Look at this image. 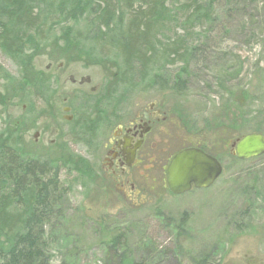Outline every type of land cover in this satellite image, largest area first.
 <instances>
[{
  "label": "rangeland",
  "instance_id": "1",
  "mask_svg": "<svg viewBox=\"0 0 264 264\" xmlns=\"http://www.w3.org/2000/svg\"><path fill=\"white\" fill-rule=\"evenodd\" d=\"M74 9L71 0L55 1L19 56L0 50V141L24 157L58 156L67 188L43 225L49 264H106L113 236L125 242L119 251L126 263L264 264V154L239 160L230 153L237 138L264 134V0H223L211 21L192 26L195 38L208 31L194 41L203 48L196 60L156 59L145 73L128 72L110 39L126 31L124 8L104 25L105 43L89 14ZM160 74L179 76L184 87L162 88ZM109 93L130 102L159 99L170 108L169 139L152 151L150 179L138 180L130 200L107 195L93 173L96 144L80 129L84 117H96L99 96ZM69 96L77 109L71 122L59 109ZM197 140L222 157L224 170L208 188L173 194L165 183L167 158Z\"/></svg>",
  "mask_w": 264,
  "mask_h": 264
},
{
  "label": "trees",
  "instance_id": "2",
  "mask_svg": "<svg viewBox=\"0 0 264 264\" xmlns=\"http://www.w3.org/2000/svg\"><path fill=\"white\" fill-rule=\"evenodd\" d=\"M55 1L0 0L1 52L19 56L24 42L42 24ZM71 1L74 10L89 14V24L103 34L99 38L104 43L108 41L104 39L108 33L102 31L104 25L124 8L129 15L126 31L110 39L124 57L128 72L145 73L156 59H165L168 64L196 60L203 48L194 41L208 31H200L195 38L192 26L211 21L223 0ZM156 79L162 88L184 87V80L177 75L166 78L160 74ZM58 159L24 157L0 141V264H49L41 246L43 225L67 191L60 180ZM123 244L121 236L107 242L110 258L106 264H138L126 263V252L119 251ZM197 264L211 263L203 259Z\"/></svg>",
  "mask_w": 264,
  "mask_h": 264
},
{
  "label": "flooded vegetation",
  "instance_id": "3",
  "mask_svg": "<svg viewBox=\"0 0 264 264\" xmlns=\"http://www.w3.org/2000/svg\"><path fill=\"white\" fill-rule=\"evenodd\" d=\"M61 67L62 64L58 65L59 69ZM70 80L73 83L76 82L72 75ZM90 81V77H81L80 79L81 84L90 83ZM92 90L95 88L93 87ZM64 98L62 101L64 105L59 109L63 111V119L71 122L77 114V109L71 104L72 101H68L70 96ZM130 100L131 98L114 97L113 94L101 95L99 96L96 117H84L80 123L82 135H90L98 151L99 165H96L93 173L97 174L98 178L103 181L101 186L107 187V195H111L112 191H115V198L126 200L136 198L138 195L136 187L139 179L144 182L150 179L152 165L156 161L152 157V151L159 149L160 143L168 141L170 134L167 133V127L169 120H171L170 108L166 107L159 99L144 102H130ZM78 112H81L80 115L82 114V111L78 110ZM88 121L95 124V129L98 132L96 137L91 131H88L86 125ZM180 124L183 127V121L179 115V127ZM204 128L207 127L197 131L196 137L204 134L201 133L204 132ZM40 135V131L37 130L34 134L36 140L39 139ZM51 143L53 146L56 144L54 139H51ZM188 143L186 146H181L175 153L188 147L202 149L205 153L216 158L224 170L222 157L214 154L210 147L203 144L201 140H197L195 144L192 141H188ZM232 151L233 144L230 149L231 155H233ZM94 153L89 154L94 156ZM174 154L167 158L168 162L165 167L166 186L167 165ZM82 162L89 163L85 159Z\"/></svg>",
  "mask_w": 264,
  "mask_h": 264
},
{
  "label": "water",
  "instance_id": "4",
  "mask_svg": "<svg viewBox=\"0 0 264 264\" xmlns=\"http://www.w3.org/2000/svg\"><path fill=\"white\" fill-rule=\"evenodd\" d=\"M233 155L247 160L264 154V134L249 132L233 143ZM223 167L202 149L188 147L177 152L166 170L168 188L173 194H183L195 188H208L221 175Z\"/></svg>",
  "mask_w": 264,
  "mask_h": 264
},
{
  "label": "bare ground",
  "instance_id": "5",
  "mask_svg": "<svg viewBox=\"0 0 264 264\" xmlns=\"http://www.w3.org/2000/svg\"><path fill=\"white\" fill-rule=\"evenodd\" d=\"M138 2V1H137Z\"/></svg>",
  "mask_w": 264,
  "mask_h": 264
}]
</instances>
